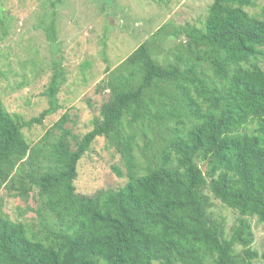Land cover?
<instances>
[{"label": "trees", "instance_id": "16d2710c", "mask_svg": "<svg viewBox=\"0 0 264 264\" xmlns=\"http://www.w3.org/2000/svg\"><path fill=\"white\" fill-rule=\"evenodd\" d=\"M251 6L213 0L204 27L185 28L183 49L167 66L150 53L162 30L144 41L103 82L109 98L92 130L73 136L75 149L70 130L51 137L65 119L45 134L44 147H31L22 132L61 109L60 61L39 116L24 121L0 99V189L35 194L38 218L36 226L14 221L0 204V264L264 261L250 223H264V7L258 17ZM46 31L55 43L56 27ZM98 137L122 156L125 171H113L127 180L80 196L77 166ZM206 190L240 215L229 237Z\"/></svg>", "mask_w": 264, "mask_h": 264}, {"label": "rangeland", "instance_id": "374dc122", "mask_svg": "<svg viewBox=\"0 0 264 264\" xmlns=\"http://www.w3.org/2000/svg\"><path fill=\"white\" fill-rule=\"evenodd\" d=\"M55 1L58 3L53 7ZM253 2L255 6L246 8L247 12L262 16L264 0ZM212 3L213 0H0V99L9 113L24 121L39 116L48 107L44 92L55 61H60L65 72L58 94L61 109L41 125L24 127L22 132L31 147H44L45 134L65 119L66 123L51 137L70 130L75 149L73 136L81 139L101 115L110 92L102 86L111 80L112 71L158 30H162L160 38L153 42L150 53L161 66L173 63L186 42L185 28L202 29ZM52 25L56 27L55 43L46 31ZM262 50L260 65L264 68ZM205 72L211 77L209 68ZM139 145H143L142 139ZM115 166L125 171L122 156L107 139L98 137L78 163L76 194L94 196L101 190H119L127 179L115 174ZM205 192L213 203L211 212L224 220L229 237L239 213L215 199L210 191ZM36 199L35 194L23 199L14 190L0 189L4 212L12 220L30 226L38 223L33 211ZM250 223L254 233L252 248L261 254L264 223L255 217L250 218ZM241 250L240 246L236 248L237 252Z\"/></svg>", "mask_w": 264, "mask_h": 264}, {"label": "water", "instance_id": "95a60500", "mask_svg": "<svg viewBox=\"0 0 264 264\" xmlns=\"http://www.w3.org/2000/svg\"><path fill=\"white\" fill-rule=\"evenodd\" d=\"M206 167H207V164L206 166L203 167V172H206Z\"/></svg>", "mask_w": 264, "mask_h": 264}]
</instances>
